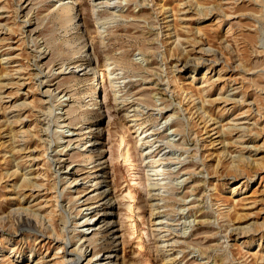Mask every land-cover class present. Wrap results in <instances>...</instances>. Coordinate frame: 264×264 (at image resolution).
Listing matches in <instances>:
<instances>
[{
    "label": "rangeland",
    "instance_id": "374dc122",
    "mask_svg": "<svg viewBox=\"0 0 264 264\" xmlns=\"http://www.w3.org/2000/svg\"><path fill=\"white\" fill-rule=\"evenodd\" d=\"M56 1L0 0V264L53 263L56 236L97 264L96 190L116 264H264V0H77L66 30Z\"/></svg>",
    "mask_w": 264,
    "mask_h": 264
},
{
    "label": "bare ground",
    "instance_id": "6f19581e",
    "mask_svg": "<svg viewBox=\"0 0 264 264\" xmlns=\"http://www.w3.org/2000/svg\"><path fill=\"white\" fill-rule=\"evenodd\" d=\"M56 2L60 3V2H62V0H57ZM112 3H113L112 0H103L100 3V5H101L100 8H104V9L112 8V5H111ZM77 6H78L77 0H64L63 3L59 4L56 7V9H55V12H56L55 13L56 14L55 15V19L58 21V23L61 25V27L64 28V30H66L70 25H73L74 23H76V21H77V12H76ZM95 6L96 5H94L93 7H95ZM97 7H99V6H97ZM104 29H106V28H104ZM105 32H106L105 30L103 32H100L101 38H103V34ZM74 53H75V50L72 51V55ZM81 71H86L87 73H89V72L91 73L93 71V68H91V66H87V67L81 69ZM84 74H86V73H84ZM91 75H93V77H94V73L93 72L91 73ZM113 97L114 98L119 97L116 90L113 91ZM99 131H100L99 127H96L95 124L92 125L91 129L88 130V134H90V136H91V137L89 136L90 138L87 140V146H89V148H88V152L86 153V160L88 161V163H91V162L94 161V159H92L93 158V154H91V148H92V146L94 144H96V141H97V135L96 134H98ZM146 134H147L146 132H144V133L139 132L137 135H135V137L138 140V142H137L138 144H137L136 148L137 147L138 148L141 147L142 143H147L148 142L146 140L147 139V135ZM66 136H70V135L68 134ZM151 149H152V147H148V148L146 147L145 149H143L144 152H142V154L140 155V158H141L143 166H145V164L150 165L149 174H147V175H148L149 180L153 182V186H152L151 190L154 191V192H157V194L154 193V194L150 195V193L147 191L148 192L147 195L149 197L151 196L150 198L156 200V202L158 203L159 201L163 200L162 199V195L166 192V187H165V183H164L165 182V174H164V170H163V169H165V166H162V163L160 164L159 162H157L156 160L151 159L150 157L149 158L145 157L151 151ZM91 168L93 170L92 172H94L95 171V166H93ZM92 172H90V173H92ZM38 177H39V175H38ZM34 179H36V178H34ZM92 181H93L92 184L96 185V186L100 182L99 179H97V177L96 178L93 177ZM22 183H25L27 185L31 184L32 187H37V188L41 187V185H38L36 183H32L30 181V179H25L24 177L22 178ZM19 186H21V184ZM19 186L16 185L15 188H18ZM147 186H148V184H147ZM98 188H100V187L99 186L96 187V189H98ZM96 192H97L96 194L93 193L94 194L93 198H97L98 197V201H100L99 202L100 204L97 205V206H100V207H103V208L97 210L96 214H98V216L94 217L96 219H95V221L90 223V227L92 228V226H94L93 228L95 229V233H98L100 235V238L103 240V242L106 243V246L104 245V247H103L104 251L101 252V254H100L101 258L99 257L98 259H95V260H98L97 264H116L115 261L117 259L118 254H116V249H114V250L112 249V246H113L112 244L116 243V241H115V239H113V237L115 236L114 232H111V227H113V226H110L113 219L111 220L110 216H108V214H110V212H111V211H109V203L111 202L110 201V197L108 196V193H106V191H104V190L101 191V192L96 190ZM60 194H62V193H60ZM56 196H55V198H57ZM55 201L57 203V199ZM157 205L158 204H156L153 208H151V210H150L151 213L154 214V212H156V210H157L156 206ZM56 206H57V204H56ZM84 209H86V208H84ZM43 211H45V210H43ZM155 214H157V212ZM90 219L91 218H89L88 220H90ZM32 221H35V223L39 224L46 231L49 230V229H47V224H49V227L52 226V229H53V215H52L51 211L48 212V213L46 212V215L43 216V215H41L40 208L34 209L33 211L29 212V218H26L24 222H25V224L30 225ZM96 223H97V227H95ZM155 225L159 226L161 224L159 222H157ZM76 226H78V225H76ZM155 230L159 231L161 229L159 228V229H155ZM86 232H88V231L86 230ZM52 233H53V230H52ZM86 234H88V233H85V231L84 232L81 231V233L78 234L77 236L81 240L85 241ZM49 236L51 237V234H49ZM54 238L56 239V241H55L56 243H54V246L57 245V244L58 245H57V248H56L52 258H55V259H58V260H56V261L54 260L53 263H45V262L37 263L36 262L34 264H73V263H78L77 261H79V259L84 254V253L81 252V249L80 250L77 249V251L75 253H73V250H71L69 252L68 255H74L75 256L74 259H69V260L65 259L63 254H64V249L66 248V244H65L66 242L63 243V241H61L62 236H61V238L57 237V236L54 237ZM53 241H54V239H53ZM161 242H166V240H162ZM174 243H176V241H174ZM68 244H69V241H68ZM162 247H165V246H162ZM59 254H61L62 256L60 257ZM103 254H104V256H103ZM40 259H42V258H40ZM166 261L170 263L172 260L171 259H166Z\"/></svg>",
    "mask_w": 264,
    "mask_h": 264
}]
</instances>
